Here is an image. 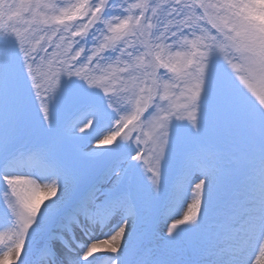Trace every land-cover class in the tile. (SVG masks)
<instances>
[{
	"label": "clouds",
	"instance_id": "9594fccd",
	"mask_svg": "<svg viewBox=\"0 0 264 264\" xmlns=\"http://www.w3.org/2000/svg\"><path fill=\"white\" fill-rule=\"evenodd\" d=\"M14 7L2 0L0 13ZM0 30L23 74L14 111L6 114L0 101V124L13 122L12 150L0 159V209L10 218L0 228V264H185L152 249L132 261L126 249L140 218L124 211L84 218L78 230L86 239L76 238L62 258L33 250V234L65 184L62 174L14 162L39 157L59 170L62 139L84 142L79 152L100 158L134 152L151 199L167 191L176 206L162 212L166 241L204 223L218 178L193 162L207 158L237 178L242 203L255 205L264 246V0H33L24 19ZM25 81L36 118L23 99ZM57 108L66 115L59 128ZM116 176L123 181L125 170ZM206 264H247L244 245Z\"/></svg>",
	"mask_w": 264,
	"mask_h": 264
},
{
	"label": "rangeland",
	"instance_id": "374dc122",
	"mask_svg": "<svg viewBox=\"0 0 264 264\" xmlns=\"http://www.w3.org/2000/svg\"><path fill=\"white\" fill-rule=\"evenodd\" d=\"M0 2H2V0H0ZM9 2L15 7L8 16H4L0 13V26H3L5 23L11 25L24 19L31 10L33 0H9ZM0 51H6L9 60L6 84H4L3 87H0V101L3 103L5 113L11 114L21 96V78L23 74L19 59L15 55L14 46L9 42L0 43ZM23 99L30 109L32 118H36L37 102L35 101L34 93L31 91L30 84L26 81L23 87ZM85 99L91 98L86 97ZM65 119L66 115L64 110L62 108H57L56 125L58 128L63 125ZM12 127L13 122L11 119H7L4 123L0 124V148H3V150H0V159L6 157L7 153L12 150L13 146L8 143ZM83 143L84 142H77L68 139H62L58 142L56 158L61 166L59 169L61 174L69 178H75L78 181L75 187L71 185L65 186V193L69 196H75L76 193H80L81 197L79 201H81L90 191L97 188L99 190L97 193L98 200L102 201L103 197V201H105L112 195L130 192L135 207L140 215V222L134 228L130 229L132 235L129 238L128 247L126 249L130 259L135 261L143 256L148 249H152L155 256H163L173 260L179 259L184 261L185 264H196L192 259L193 251L188 246L190 232L182 233L174 241H166L163 238L164 233L167 230V224L162 220V212L167 208L169 212L175 213L176 206L169 203L167 191L162 194L159 200L151 199L143 183L142 170L134 166L136 162L131 161V155L134 154V152L130 153L128 149H121L116 152L108 153L95 162H89L80 156L78 150L79 147L83 146ZM118 169L125 170V178L123 181H119V178L115 174V170ZM100 173L103 175L108 174L109 179L103 183H99L96 178ZM169 174L172 179L175 178V167L170 169ZM237 184V178L229 176L220 178L214 183L213 192L208 202L205 217V220H208L207 223L211 222L212 224L213 222H216L215 219L219 222V214L224 215L227 213H224L225 203L232 202V200H237L238 204L245 205L247 212L250 215L257 211L253 203H242L241 198L234 195ZM77 203L69 205L66 211H70ZM222 209L224 214L222 213ZM240 211H243V209L241 208ZM117 216H119V213ZM241 218L245 217L241 216ZM114 222L115 221H113V223ZM145 222H148L151 226V236L146 240L141 238V234L145 230ZM9 224L10 218L3 209H0V228L9 226ZM52 227H54V224L49 225L47 228L41 227L40 225L37 227L32 238L34 251V244L42 242V239L46 237L49 231L46 229ZM76 236L78 239H86L83 237V233L79 230H77ZM212 240L213 239H210L208 242L198 247V250L202 252L200 264H206L211 258H216V252L219 251L220 246L213 249ZM57 245L68 251L64 245L59 243ZM56 247L57 246L53 249L52 255L58 258L64 257Z\"/></svg>",
	"mask_w": 264,
	"mask_h": 264
},
{
	"label": "snow or ice",
	"instance_id": "6c2138e0",
	"mask_svg": "<svg viewBox=\"0 0 264 264\" xmlns=\"http://www.w3.org/2000/svg\"><path fill=\"white\" fill-rule=\"evenodd\" d=\"M2 30H0V43H6L8 40ZM42 50V49H41ZM51 51V49H49ZM9 69V60L6 51H0V87L6 84L7 74ZM80 156L89 161L95 162L100 159L97 154H83ZM26 164L29 167L39 168L43 173L52 176H59L61 173L58 169L45 163L39 157H31L27 161L14 162ZM194 166L202 167L209 174L216 176L218 179L227 176L223 170L212 167L207 158H198L193 162ZM116 174V170H115ZM65 186L71 185L75 187L78 181L75 178H69L63 175ZM55 186V181L53 182ZM98 189L94 188L86 197L79 201L70 211L64 210L62 201L53 202L48 207V215L45 218L49 225L54 227L50 228L46 237L44 238V254L51 255L55 246L59 243L68 247L76 240V232L81 225L84 218L101 219L105 220L113 214H118L122 211L126 212L129 216L139 219L138 210L129 205L126 196L123 193L115 194L108 197L105 201L98 200ZM243 211L225 213L219 225V231L214 235L212 240V248L219 247L216 252L217 256H226L229 254H236L241 244L244 245V252L246 254L247 264H264V246L256 242L257 228L255 224V216L247 212L246 206L241 205ZM190 215H194L190 214ZM241 216L245 218L241 221ZM239 226H235L237 222ZM176 227L175 225L173 226ZM264 235V231L260 233ZM31 235V233L29 234ZM151 236V226L145 222V230L141 234V238L146 240Z\"/></svg>",
	"mask_w": 264,
	"mask_h": 264
},
{
	"label": "bare ground",
	"instance_id": "6f19581e",
	"mask_svg": "<svg viewBox=\"0 0 264 264\" xmlns=\"http://www.w3.org/2000/svg\"><path fill=\"white\" fill-rule=\"evenodd\" d=\"M108 179H109L108 174H104L103 175L102 173H100L99 175H97V178H96V180H98L99 183H103V182L107 181ZM80 197H81L80 193H76L75 196H69L64 191L63 197L61 199V201L63 202V205H64V210L66 211L67 210V207L69 205H74L75 203L79 202ZM102 201H103V197H102ZM241 205L242 204H238L237 203V200H232V202L225 203L224 213L225 212H227V213L239 212L241 210ZM248 211H250V210H248ZM222 213H223V209H222ZM257 214L258 213L256 211V212H254V214L252 213L251 215H254L255 216ZM219 216H220V221L219 222L217 221V219H215L216 222H213L211 224V222L207 223L208 220L206 219V220H204V223L202 224L201 228L198 231L190 232L188 246L193 251V255H192L193 258L192 259H193L194 263L200 264V260L202 258V252L198 250V247L201 246V245H203L204 243L208 242L210 239H213L214 238V235L219 231V225H220V223H221L224 215L219 214ZM243 219L244 218H241V221ZM239 223L240 222L238 221L235 226L238 227L239 226ZM40 226L41 227H44V228H47V227H49V224L47 223V220H44L43 222L40 223ZM49 229L50 228H48L46 230L48 231ZM43 244H44V239H42V242H38V243L34 244V246H35V252H42V253H44ZM56 246H57L56 248L58 249V251L63 256H66L68 254V251H66L65 249H63L59 245H56ZM40 249H42V250H40ZM97 255L104 256V255H106V253H99ZM212 259L213 258H211V260Z\"/></svg>",
	"mask_w": 264,
	"mask_h": 264
}]
</instances>
